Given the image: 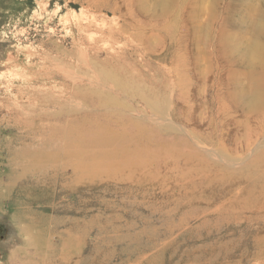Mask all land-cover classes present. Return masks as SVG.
<instances>
[{
    "label": "rangeland",
    "instance_id": "obj_1",
    "mask_svg": "<svg viewBox=\"0 0 264 264\" xmlns=\"http://www.w3.org/2000/svg\"><path fill=\"white\" fill-rule=\"evenodd\" d=\"M95 66L179 132L73 113ZM0 264H264V0H0Z\"/></svg>",
    "mask_w": 264,
    "mask_h": 264
},
{
    "label": "bare ground",
    "instance_id": "obj_2",
    "mask_svg": "<svg viewBox=\"0 0 264 264\" xmlns=\"http://www.w3.org/2000/svg\"><path fill=\"white\" fill-rule=\"evenodd\" d=\"M103 68H96L95 66L94 69L89 68L71 74V79L79 87L80 96H78L82 98L73 99L72 103L67 104L73 113L83 112L85 108H88L85 101L94 98L109 111L127 115L132 119L135 118L134 120H138L136 122L141 126L144 121H149L163 130L179 132L178 128L173 127V124L171 125L168 120L172 107L169 94H154L136 82L127 81L121 74ZM89 135L86 138L90 140ZM107 137L98 133L97 136L92 137L90 142L92 144L112 143L113 139ZM233 167L237 168V164L235 163Z\"/></svg>",
    "mask_w": 264,
    "mask_h": 264
}]
</instances>
